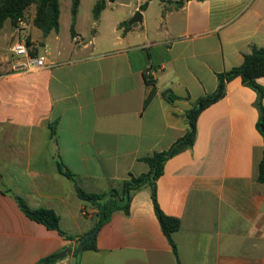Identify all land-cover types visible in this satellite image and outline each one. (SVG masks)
Returning a JSON list of instances; mask_svg holds the SVG:
<instances>
[{
  "label": "crops",
  "instance_id": "0c3cea01",
  "mask_svg": "<svg viewBox=\"0 0 264 264\" xmlns=\"http://www.w3.org/2000/svg\"><path fill=\"white\" fill-rule=\"evenodd\" d=\"M167 1L104 0L86 32L76 29V12L72 35L61 31L60 13L58 31L45 36L24 18L11 26L0 47V264L49 256L51 264H264L263 140L255 93L238 77L201 112L193 146L167 160L155 183L159 208L179 221L176 255L147 186L101 226L95 250L76 252L96 209L75 184L103 193L146 173L142 158L183 136L185 111L216 89L217 74L264 47V0ZM136 11L141 22L128 25ZM23 39L31 56L46 48L44 67L22 68L10 48ZM257 82L264 87V76ZM15 197L53 211L75 238L26 217Z\"/></svg>",
  "mask_w": 264,
  "mask_h": 264
},
{
  "label": "trees",
  "instance_id": "16d2710c",
  "mask_svg": "<svg viewBox=\"0 0 264 264\" xmlns=\"http://www.w3.org/2000/svg\"><path fill=\"white\" fill-rule=\"evenodd\" d=\"M160 1L170 2L167 0ZM174 4L180 6L182 0H178ZM31 6H34V14L32 18L33 26L39 29L44 36L50 32L58 31L60 13L58 0H0V29L6 20H9L11 26L14 27L19 19L24 18L26 10ZM104 6V0H98L95 3L92 9V16L95 20L104 9ZM77 7L78 0H73L71 8V35L73 34V24ZM144 7L145 4L141 5L140 9H144ZM263 76L264 47L253 46L251 51L243 56L240 65L217 74V86L212 93L196 99L191 107L185 111L184 117L187 123V129L183 136L178 138L167 150L153 152L151 155L142 158V161L148 166V171L146 173L138 176H130L129 179L121 182L119 188H112L103 193H88L75 184L77 196L81 200L89 202L96 209L95 224L91 230L78 238L79 247L76 252L78 253L82 250H95V237L101 226L109 220L113 212L122 210L124 213H127L132 194L136 190L147 186L149 187L150 199L155 217L159 223L161 231L167 238L173 253L176 255V246L171 235L179 228V221L174 217L165 215L159 208L156 201L155 183L162 175L163 166L167 160L193 146L196 134V122L199 115L203 110L222 99L225 96L226 84L237 77L240 79L243 86L248 87L255 93L254 106L258 113L255 128L263 140L262 157L257 167V181L259 183H264V87L257 82V79ZM163 96L171 100L177 98L170 93H164ZM57 169L61 174L74 182L73 175L59 162H57ZM15 201L19 209L29 219L42 224L49 230L56 231L59 235L65 238H75L74 236L65 234L60 229L58 217L53 211L43 208L30 209L19 197H15ZM55 257L56 256H49L42 259L37 264H51Z\"/></svg>",
  "mask_w": 264,
  "mask_h": 264
},
{
  "label": "rangeland",
  "instance_id": "374dc122",
  "mask_svg": "<svg viewBox=\"0 0 264 264\" xmlns=\"http://www.w3.org/2000/svg\"><path fill=\"white\" fill-rule=\"evenodd\" d=\"M73 0H58L59 10H60V21H61V31L69 35L71 27V8ZM80 4L77 9L78 24L76 29L80 32H86L89 29L88 22L92 17V9L97 0H79ZM34 14V6L29 7L24 16V20L32 23V18ZM74 27V26H73ZM32 33V39L35 40V34L38 33L37 29L32 28L30 30ZM11 32V24L9 20H6L0 30V47L6 48L9 41V34Z\"/></svg>",
  "mask_w": 264,
  "mask_h": 264
},
{
  "label": "built area",
  "instance_id": "2783aa9c",
  "mask_svg": "<svg viewBox=\"0 0 264 264\" xmlns=\"http://www.w3.org/2000/svg\"><path fill=\"white\" fill-rule=\"evenodd\" d=\"M25 22L23 19H19L17 21V24L15 27H21L24 26ZM10 52L19 58H23L24 62L22 63V68L28 70V71H33L39 68H42L45 66V53H46V48L43 49V53L41 55H35L31 56L29 55L27 51V45H26V40H18L14 45L11 46ZM147 77V82L152 81L153 78L151 76L150 71H146L145 73ZM86 214V213H85Z\"/></svg>",
  "mask_w": 264,
  "mask_h": 264
},
{
  "label": "water",
  "instance_id": "95a60500",
  "mask_svg": "<svg viewBox=\"0 0 264 264\" xmlns=\"http://www.w3.org/2000/svg\"><path fill=\"white\" fill-rule=\"evenodd\" d=\"M141 22V14L139 11H136L134 15L127 21L128 25Z\"/></svg>",
  "mask_w": 264,
  "mask_h": 264
}]
</instances>
